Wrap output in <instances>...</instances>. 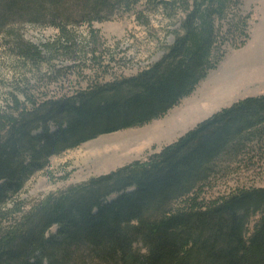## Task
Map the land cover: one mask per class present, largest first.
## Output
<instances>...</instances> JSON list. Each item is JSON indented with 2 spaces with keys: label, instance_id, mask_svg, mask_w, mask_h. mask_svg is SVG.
<instances>
[{
  "label": "trees",
  "instance_id": "1",
  "mask_svg": "<svg viewBox=\"0 0 264 264\" xmlns=\"http://www.w3.org/2000/svg\"><path fill=\"white\" fill-rule=\"evenodd\" d=\"M89 1L94 10L108 2ZM159 1L166 11L179 3L186 15L184 34L159 64L72 96L12 98V107L0 111V264H264V188L204 196L219 159L244 143L264 142V95L237 101L146 161L49 194L34 206L19 200L51 157L165 116L222 61L223 26L216 34L214 22L226 19L231 0ZM241 1L232 25L245 41L236 49L250 38ZM66 28L59 27L65 51L72 47ZM22 42L16 40L22 59L46 61L39 47ZM54 227L58 233L51 236ZM87 249L90 256L80 257Z\"/></svg>",
  "mask_w": 264,
  "mask_h": 264
},
{
  "label": "rangeland",
  "instance_id": "2",
  "mask_svg": "<svg viewBox=\"0 0 264 264\" xmlns=\"http://www.w3.org/2000/svg\"><path fill=\"white\" fill-rule=\"evenodd\" d=\"M237 1L231 0L223 22L218 18L214 22L216 34L223 26L217 48L224 58L207 71L205 80L190 95L159 119L100 134L51 157L48 166L27 181L19 200L27 207L34 206L49 194L146 161L237 101L263 96L264 0L241 1L242 17L250 18V38L236 49L233 45L245 41L232 25ZM53 2L0 0V111L12 107V98L24 101L26 95L33 94L37 98L72 96L92 85L136 77L159 64L177 36L184 34L186 15L179 3L166 11L159 0H108L96 10L90 7L92 1ZM65 26L72 44L67 51L60 47L59 27ZM18 38H22L21 44L39 47L46 61L38 65L22 59L16 46ZM217 59V55L212 56L211 65ZM51 130L57 131L54 127ZM207 183V198L238 188H264V142L244 143L219 159ZM257 219L250 221V232ZM57 233L54 227L49 235ZM136 248L146 254L142 245ZM82 252L80 257L91 254L88 249Z\"/></svg>",
  "mask_w": 264,
  "mask_h": 264
}]
</instances>
